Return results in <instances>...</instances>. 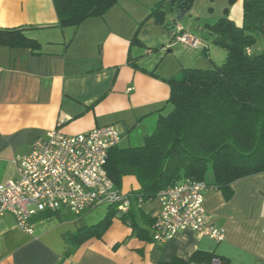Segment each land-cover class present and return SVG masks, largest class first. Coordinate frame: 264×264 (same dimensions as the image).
Returning a JSON list of instances; mask_svg holds the SVG:
<instances>
[{
    "label": "crops",
    "instance_id": "0c3cea01",
    "mask_svg": "<svg viewBox=\"0 0 264 264\" xmlns=\"http://www.w3.org/2000/svg\"><path fill=\"white\" fill-rule=\"evenodd\" d=\"M160 1L120 0L104 17L62 30L52 0H0V28H23L27 37L42 45L39 54L0 48L1 182L17 177V155L28 154L38 139L54 130L77 135L115 125L122 142L137 132V142L143 144L159 119L170 112V88L163 80L182 69H194L180 60L169 71L162 65L167 56L156 58L134 50L139 25ZM230 17L242 26L243 0L232 7ZM197 41L199 47L205 46ZM204 49L210 47L206 44ZM226 57L227 53L220 54V61L224 63ZM139 190L135 178L124 179L123 192ZM233 190L228 201L219 191L205 198L207 220L227 232L221 243L190 231L165 244L146 242L115 219L101 240L91 239L72 249L64 235L100 222L84 224L92 211L80 219L69 213L39 215L32 220L33 234L6 217L0 219V264H170L189 260L195 253L218 257L221 264H264V173L238 180ZM149 203L140 208L156 220L159 203Z\"/></svg>",
    "mask_w": 264,
    "mask_h": 264
},
{
    "label": "trees",
    "instance_id": "16d2710c",
    "mask_svg": "<svg viewBox=\"0 0 264 264\" xmlns=\"http://www.w3.org/2000/svg\"><path fill=\"white\" fill-rule=\"evenodd\" d=\"M52 1L62 30L102 18L120 2ZM238 1L228 0L224 17L205 27L213 43L226 51L224 63L210 70L182 69L163 80L170 88V112L159 119L141 146L110 151L106 171L116 188L122 190L127 177L135 178L140 186L139 191L130 193L136 199L134 206L123 215L110 208L97 224L65 234L64 240L72 249L91 239L101 240L115 219L129 225L136 238L153 242L156 220L142 211L139 199L144 204L154 202L161 191L192 180L205 182L228 201L234 195L235 182L264 173V51L253 54L258 40H264V0H243L241 27L230 17ZM194 2L161 0L148 18L163 24L165 6L170 4L173 21L169 30L174 33L177 27H183L182 21L192 12ZM136 43L137 36L132 44ZM0 48L39 54L42 45L27 37L23 28H0ZM142 71L158 78L153 72ZM53 216L56 214H43L44 218ZM72 253L70 250L67 255ZM214 257L195 253L189 260L176 259L170 264H211Z\"/></svg>",
    "mask_w": 264,
    "mask_h": 264
},
{
    "label": "built area",
    "instance_id": "2783aa9c",
    "mask_svg": "<svg viewBox=\"0 0 264 264\" xmlns=\"http://www.w3.org/2000/svg\"><path fill=\"white\" fill-rule=\"evenodd\" d=\"M172 37L192 49L200 46L180 26ZM121 142L115 125L77 135L54 130L38 139L28 154L15 157L17 177L0 181V219L11 217L19 229L33 234L32 220L45 213H69L80 219L98 207L109 206L118 215L127 214L136 199L117 189L106 171L110 151ZM211 191L205 182L192 180L161 191L156 198L160 211L152 229L153 242L165 244L184 231L223 242L226 230L206 218L205 198ZM138 203L141 206L142 199ZM211 264H221V259L214 257Z\"/></svg>",
    "mask_w": 264,
    "mask_h": 264
},
{
    "label": "rangeland",
    "instance_id": "374dc122",
    "mask_svg": "<svg viewBox=\"0 0 264 264\" xmlns=\"http://www.w3.org/2000/svg\"><path fill=\"white\" fill-rule=\"evenodd\" d=\"M147 3H151L153 0H144ZM141 3V2H140ZM157 5V4H156ZM150 10V14L152 10ZM145 5H143L144 7ZM228 0H195L193 4L191 16H187L183 21L182 25L186 32L192 34L199 41L203 42L204 45L210 47V49L204 54L202 51L205 46L199 47L197 50L186 47L181 43L173 39L172 33H169V24L172 21L171 7L170 4L165 6V22L163 24H157L154 18H146L140 25V31L137 32V41L139 43L134 44V50H140L144 53H152L154 57H165L166 61L162 64L163 68L169 67V71H172L176 65H180V60L194 69L208 70L213 69L215 66L222 65L223 62L220 60V54L222 56L226 53L224 49L213 43L212 36L209 35L206 26L215 25L220 19L224 17V10L228 7ZM144 10V9H140ZM149 14V15H150ZM146 25L148 22H152ZM145 29H148V34H144ZM264 51V40L260 38L253 48L254 55H260ZM145 56L147 54H144ZM180 58V59H179ZM160 59V58H159ZM225 59V58H223ZM225 61V60H224ZM160 73V71H159ZM177 74V72H176ZM171 109V107H169ZM155 130V129H154ZM152 130L151 134L154 132ZM150 134V135H151ZM137 132L132 133L130 138H126L120 145L121 148L126 147H139L141 142L137 141ZM144 143V142H142ZM155 204V203H149ZM150 208V206L148 205ZM109 206L98 207L87 215L84 224L91 225L93 222L103 219L109 212Z\"/></svg>",
    "mask_w": 264,
    "mask_h": 264
}]
</instances>
